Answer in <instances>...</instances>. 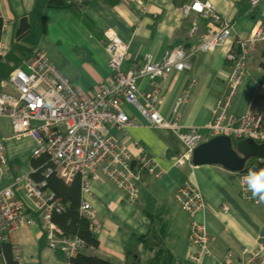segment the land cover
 Here are the masks:
<instances>
[{"label":"crops","instance_id":"0c3cea01","mask_svg":"<svg viewBox=\"0 0 264 264\" xmlns=\"http://www.w3.org/2000/svg\"><path fill=\"white\" fill-rule=\"evenodd\" d=\"M208 1L221 23H228V43L245 38L255 23L264 25V1L249 12L246 0ZM49 0H3L0 15L6 22L0 44L7 53L0 58V95L17 97L7 83L12 72L36 52H44L49 63L67 80L72 90L82 95L92 93L100 84L110 85L107 68L109 55L103 31H113L127 48L120 65L125 74L142 67L146 60L157 62L176 46L183 49L198 43L215 31L212 25L195 15L183 17L181 0H73V9L47 8ZM21 20L28 26L26 35L17 38ZM226 47L209 53H196L187 60L188 70L165 78H139L135 81L136 102L157 91L160 117L175 127L150 128L134 107L122 110L131 125L115 133L129 149L133 161L139 154L150 156L162 171L160 179L142 173L138 198L132 205L126 194L107 184L97 196L87 198L93 212L92 223L98 247L89 255L114 264H182L187 253L195 250L187 242L189 219L175 201L177 189L185 181L198 189L204 210L198 221L212 238L208 257L200 264H244L243 249L255 250L264 240V202L246 201L233 184L234 174L218 166L177 165L186 153L179 134L201 129L209 120L211 109L224 97L231 66L224 60ZM186 96L173 113L175 103ZM264 113V44L254 47L246 58L245 74L237 88L223 125L234 130L246 112ZM0 139L4 145L5 166L0 169V189L11 187L16 178L29 175L31 152L35 143L14 138L6 118L0 119ZM65 184V183H64ZM69 184V183H68ZM13 198L25 207L21 187L12 188ZM226 207L227 212H222ZM31 227H20L9 237L14 257L21 264H68L47 247L36 218ZM231 254L228 262L226 255ZM131 261V262H129Z\"/></svg>","mask_w":264,"mask_h":264},{"label":"built area","instance_id":"2783aa9c","mask_svg":"<svg viewBox=\"0 0 264 264\" xmlns=\"http://www.w3.org/2000/svg\"><path fill=\"white\" fill-rule=\"evenodd\" d=\"M263 1L246 0L249 12L254 11ZM178 11L183 17L195 15L217 28L202 38L197 46L186 49L176 46L172 52L163 53L159 61L146 60L145 65L125 74L120 71V65L127 56V48L113 31L106 29L102 36L107 42L110 85L100 84L88 95L77 93L49 63L45 53L36 52L7 79L9 86L17 92V97L0 95V119L8 120L12 136L30 139L35 143L29 159L46 158L47 165L42 166L45 169L41 171V177L52 174L65 184L75 178L79 180V215L90 223L94 231L98 230V226L92 223L94 215L87 198L97 196L107 184H112L126 194L127 203L132 205L138 198L142 173L153 179L162 177V171L147 154L141 153L133 161L131 152L120 143L115 134L131 125L122 110L124 105L134 107L150 128L175 130L174 126L166 124L160 117L156 90L144 97L143 106L137 104V79L153 81L172 73H182L189 68L187 60L196 53H209L218 47H226L224 60L231 66L226 93L211 109L209 120L203 128L179 134L186 153L176 164L186 162L190 165L193 150L216 137H227L235 142L250 140L258 144L264 143V113L251 114L249 105L246 106L244 115L238 119L236 129L230 130L223 125L245 74L249 52L264 44V25L255 21L245 38L228 43L230 26L228 23H221L208 1L181 0ZM0 22L2 33L6 22L1 15ZM6 53V49L0 44V58ZM185 98L184 95L175 103L173 113ZM132 162L133 169L130 168ZM257 162L260 163V168H264V160ZM4 166V145L0 139V169ZM38 170L16 178L11 187L0 189V241H8L10 235L20 227H31L35 223V217L47 247L53 252L61 251L67 261L82 249L83 243L76 238L65 240L56 237L59 230L52 223V216L63 213L65 208L53 194L44 191V181H34L31 178ZM246 174H234L232 182L241 190L246 201L258 205L262 201L258 197L254 198L248 190L244 180ZM18 186L23 189L25 198L33 203L31 208L14 200L12 188ZM175 201L188 216L187 242L195 250L194 253L185 255L182 264H200L202 258L209 256L208 247L212 240L197 219L198 214L204 210L203 198L198 189L185 181L177 189ZM221 211L225 213L227 208L221 207ZM242 254L244 264H264L262 244L255 250L243 249ZM230 258L231 254H227L225 262ZM16 264H21L18 258Z\"/></svg>","mask_w":264,"mask_h":264},{"label":"trees","instance_id":"16d2710c","mask_svg":"<svg viewBox=\"0 0 264 264\" xmlns=\"http://www.w3.org/2000/svg\"><path fill=\"white\" fill-rule=\"evenodd\" d=\"M76 7L73 0H49L47 8L56 11H63L73 9ZM78 7V6H77ZM1 30V22H0ZM28 32V26L25 20H21L16 30V37L20 38L26 35ZM1 35V33H0ZM235 142V141H233ZM46 158L40 157L31 161V167L33 170L39 169L31 178L34 181H44V191L54 195L65 208L61 214H54L52 216V223L59 230L57 238L70 240L79 239L83 243V247L76 255L67 260L68 264H114L108 260L89 255V251H95L98 247L97 237L95 231L92 229L90 223L81 215H79L80 206V194H79V180L73 179L69 184H64L55 175H48L45 178L41 175V171H44L46 164ZM45 166V167H42ZM260 163L257 161L249 162L244 173H247L248 169H259ZM264 249V240L262 242ZM56 255L62 256L61 251H56ZM63 257V256H62ZM16 257L13 255V249L9 245L8 241H0V264H16ZM131 262V261H129ZM130 264V263H128Z\"/></svg>","mask_w":264,"mask_h":264},{"label":"water","instance_id":"95a60500","mask_svg":"<svg viewBox=\"0 0 264 264\" xmlns=\"http://www.w3.org/2000/svg\"><path fill=\"white\" fill-rule=\"evenodd\" d=\"M264 160V143L250 140L233 142L227 137H216L201 143L190 157L193 168L218 166L231 174L244 173L249 162ZM134 162L130 164L133 169Z\"/></svg>","mask_w":264,"mask_h":264},{"label":"clouds","instance_id":"9594fccd","mask_svg":"<svg viewBox=\"0 0 264 264\" xmlns=\"http://www.w3.org/2000/svg\"><path fill=\"white\" fill-rule=\"evenodd\" d=\"M244 180L253 197L264 202V168L248 169Z\"/></svg>","mask_w":264,"mask_h":264}]
</instances>
